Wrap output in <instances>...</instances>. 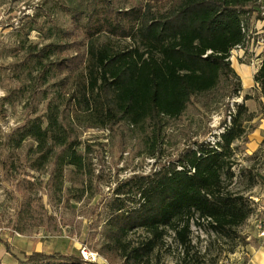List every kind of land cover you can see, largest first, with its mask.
I'll return each instance as SVG.
<instances>
[{
    "label": "trees",
    "instance_id": "trees-1",
    "mask_svg": "<svg viewBox=\"0 0 264 264\" xmlns=\"http://www.w3.org/2000/svg\"><path fill=\"white\" fill-rule=\"evenodd\" d=\"M261 1L96 0L73 17L74 30L62 40L29 46L20 68L32 80V95L44 94L50 82L57 88L46 98V121L30 120L17 140L18 147L26 139L35 142L32 170L51 162L60 175L67 167L86 170L73 123L86 129L113 130L123 123L143 129L150 133L148 151L154 157L167 121L179 119L194 98L216 89L222 78L239 96L241 83L230 58L245 46L251 18L264 20ZM105 36L113 41L102 42ZM255 81L264 97V60ZM236 108L215 145L195 142L176 161L118 185L106 224V256L146 264L168 228L186 262L192 221H207L216 233L230 236L249 219L250 205L228 189L235 177L233 144L245 136L248 120L245 104ZM131 201L136 205L130 207ZM140 229L150 237L139 244L128 241ZM0 245L17 264H88L59 251L16 253L1 237Z\"/></svg>",
    "mask_w": 264,
    "mask_h": 264
},
{
    "label": "rangeland",
    "instance_id": "rangeland-1",
    "mask_svg": "<svg viewBox=\"0 0 264 264\" xmlns=\"http://www.w3.org/2000/svg\"><path fill=\"white\" fill-rule=\"evenodd\" d=\"M94 1L0 0V237L9 242L16 253L59 251L82 257L81 250L87 247L99 255L98 264H123L120 257L104 253L106 224L115 189L135 175L151 174L176 161L179 154L195 142L213 140L230 114L236 112V99L240 104H245L246 97L255 100L254 115L262 114L264 118V106L258 104L263 95L255 81L264 60V43H258L264 33L250 34L249 45L243 48V60L237 59L233 52L230 58L231 61L235 57L234 63L239 66H250L263 56L255 64L254 78L249 75L252 87L245 91L243 77L231 61L241 83L239 96H233L235 87L222 78L216 89L194 98L179 119L167 121L163 142L154 157L148 151L150 133L146 135L143 129L127 123L113 130L86 129L73 123L82 144L79 151L88 163L86 170L67 167L60 175L51 162L37 172L32 170L30 163L34 158L31 150L35 142L26 139L18 147L17 140L30 120L43 118L46 121V105L57 88L50 82L42 88L44 94L34 97L32 80L28 72L20 68V63L29 46L41 48L59 42L64 33L73 32V17ZM260 12H264L262 5ZM256 16L251 18L253 23L248 24L253 34ZM109 40L113 41L105 36L102 42ZM126 43L129 41H117L119 46L128 45ZM251 57L257 58L252 60ZM244 126L245 136L233 144L235 177L228 189L250 205L253 212L249 219L230 236L216 233L207 221H201V225L197 220L192 221V248L186 262L174 231L167 228L146 264H226L227 261L237 264V260L244 257L249 244L247 227L256 230L255 218L264 220V137L259 138L260 133L255 135L257 138L253 137L258 125L246 122ZM135 205V201L129 203L130 207ZM149 237L148 232L140 229L130 233L128 241L139 244ZM112 258L114 262L110 261ZM0 264H17L2 245Z\"/></svg>",
    "mask_w": 264,
    "mask_h": 264
},
{
    "label": "crops",
    "instance_id": "crops-1",
    "mask_svg": "<svg viewBox=\"0 0 264 264\" xmlns=\"http://www.w3.org/2000/svg\"><path fill=\"white\" fill-rule=\"evenodd\" d=\"M261 5H262V8L264 9V0L261 1ZM250 23H253V20H251ZM254 23L256 24L254 27V30L256 32L253 34V32L248 29L247 40H246L247 45H249L250 34L262 35L264 33V31H261V29L264 28V20H257V22H254ZM261 39L264 40V38H261ZM244 47L238 48V49L233 51V53H234V55H236L237 59L240 58L239 60L244 59L243 58L244 53H245V51L243 49ZM258 49H259V47H258ZM256 56H258V55H256ZM251 58H252V60H254L257 57H254V58L251 57ZM235 59L236 58L234 57L231 61H233L234 67H238V68H236V71L238 73H240V75H242L243 80H244V89H245V91H247L250 89V87H252V84H251L252 82L249 78V75H251V77L254 78V75L256 73L255 64L260 62L263 59V56H262V59H260V58L257 59V61H255V63H252L250 66L240 65L241 67L238 64L234 63ZM249 62H250V59H249ZM241 64H243V63H241ZM245 79H246V81H245ZM244 101H245V106L248 108V115H249L248 120L246 122L250 123L251 125H258V128H254V130H253V133H252L253 137L257 138V136H255V135H257V133H260L258 136L259 138L264 137V118L261 117L262 114L254 115V113H256L255 112L256 111L255 110L256 109L255 108L256 107V105H255L256 101L252 100L251 98L244 100ZM252 104H254L253 107H252ZM258 104H259V106H261V105L264 106V97L259 98ZM251 223H253V221H251ZM247 229H248L247 230L248 231L247 232V235H248L247 241L249 244H248V247H246V251L244 252V257H240L239 261L237 260L236 263L237 264H264V239H261L258 237L257 230H253L252 228L249 229V227H247ZM5 253L7 255H10L6 252V250H5Z\"/></svg>",
    "mask_w": 264,
    "mask_h": 264
},
{
    "label": "built area",
    "instance_id": "built-area-1",
    "mask_svg": "<svg viewBox=\"0 0 264 264\" xmlns=\"http://www.w3.org/2000/svg\"><path fill=\"white\" fill-rule=\"evenodd\" d=\"M264 14V12H262V15ZM264 16V15H263ZM261 43H264V40L261 39L260 42ZM240 48V47H239ZM234 56V55H233ZM232 58V57H231ZM237 101L234 102L236 104H240L241 101H239L238 99H236ZM231 125V116H229L226 124L223 126L221 132L219 134H217L216 136H220L222 133L225 132L226 128L229 127ZM218 139L215 137L213 138V140H210V143H212L213 145H215L217 143ZM255 202H258L257 199H255ZM254 225H255V229L257 230V234H258V237L261 238V239H264V220L263 219H259L258 217L255 218V221H254ZM81 256L87 261V262H92V263H99L97 261V258L99 257L98 254L94 253V252H91L90 250H88L87 247H84L82 250H81ZM105 262V261H104ZM106 263V262H105ZM226 264H233L232 261H227Z\"/></svg>",
    "mask_w": 264,
    "mask_h": 264
}]
</instances>
